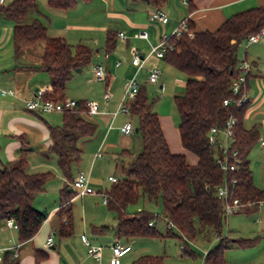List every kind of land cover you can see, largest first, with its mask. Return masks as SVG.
Here are the masks:
<instances>
[{
	"label": "trees",
	"instance_id": "trees-1",
	"mask_svg": "<svg viewBox=\"0 0 264 264\" xmlns=\"http://www.w3.org/2000/svg\"><path fill=\"white\" fill-rule=\"evenodd\" d=\"M79 0H46L47 5L56 9H68ZM89 2L91 0H80ZM155 6L166 0H150ZM37 8L36 0H14L8 5H0V13L15 22L12 29L14 56H18L23 46L44 41L41 63L38 66L26 64L16 66L24 69H43L50 79V91H44L42 100L61 101L65 98L67 82L76 69L89 65L94 50L85 44L71 46L61 37L47 35L46 26L35 19L24 23L28 13ZM264 27V6L249 8L227 17L215 30L195 31L192 24L178 36L167 40L163 61L186 76L182 94L173 96L178 114L177 129L182 147L196 155L192 165L183 154L170 151L162 131L159 116L152 110L154 100H150L145 85L141 84L136 96L128 101L129 116L135 118V134L141 141V149L133 153L122 149L120 155L128 157L126 166L121 165L125 176L104 190L106 206L114 212L115 235L118 238L161 237L156 229L155 216L146 209L134 212L128 206L143 202H160L161 214L170 226L166 235H174L181 242L182 254L191 255L188 241L196 238L197 232L209 228L218 242L203 256L202 264H226L224 252L230 245L246 248L253 246L257 238L229 240L222 235L226 219L223 206L215 195L216 187L225 179H236L231 196L251 205L240 213L249 215L258 208V201L264 199V191L253 183L252 172L247 159L248 153L258 140V129L245 128L243 116L245 105L240 108L223 106L222 100L229 96L230 85L238 73L237 52L246 37ZM117 33L107 31L104 42L105 52L114 50ZM160 76V75H159ZM87 100H76V106L64 109L60 123H50L43 118L44 112L31 111L44 120L49 132L50 145L40 152L44 157L51 154L64 185L59 190L60 222L56 228L59 238L72 233V223L68 201L75 190L68 186L81 160L79 141L95 134L97 126L87 115ZM30 111V110H28ZM230 115L236 119L234 143L239 162L237 169L224 173L215 162L217 150L208 142L209 129L221 127ZM20 149L14 160L0 168V222L12 219L16 224V238L19 243L31 239L46 218V213L33 206V200L44 191L48 180L54 177L51 171L31 172L28 168V154L31 151L26 136H16ZM152 221L153 224L149 225ZM105 224L94 227L102 233L109 229ZM229 242L231 244L229 245ZM11 251L3 254L2 264H18L17 258H10ZM35 264L45 259L41 250L34 253ZM202 260V259H201ZM130 264H167L165 256L143 254Z\"/></svg>",
	"mask_w": 264,
	"mask_h": 264
},
{
	"label": "crops",
	"instance_id": "crops-1",
	"mask_svg": "<svg viewBox=\"0 0 264 264\" xmlns=\"http://www.w3.org/2000/svg\"><path fill=\"white\" fill-rule=\"evenodd\" d=\"M12 1L14 0H8V2L4 0L0 5L5 6ZM36 4L37 8L28 13L24 23L37 19L46 26L47 35L50 37L64 38L71 46L82 43L92 49L97 48L103 51L100 53L95 50L97 52L96 60L90 62L89 65L103 64L105 79L103 81L91 78L83 79L77 76L83 68L75 71L66 84L65 98L94 100L99 104V113L88 116V118L97 116V120H90L96 124L97 130L100 125V128H103L102 137L98 143L96 142L95 149V151L100 149L101 153L100 156H95L96 152L94 151L89 158L90 164L104 157L105 146L106 153L109 152L113 155L115 164H117L126 157L120 155L119 152L128 148L137 137L135 122L127 118L132 117L121 113L114 114L127 80L135 74L140 85H150L151 83L146 80L147 70L153 67L160 68L158 66L160 60L165 64V69L170 70L173 75L180 72L167 65L162 57L154 54H151L137 71L136 66L131 63L134 52L137 51L139 55L145 56L153 46L160 42L163 36L171 34L184 19L188 20V24H192L195 31H213L227 17L237 12L264 6V0H166L160 6H155L150 0H91L89 2L79 0L68 9L49 7L46 0H36ZM156 8L167 13L169 18L166 22L149 20L150 12ZM14 25V21L7 19L0 13V86L14 91L13 95H0V168L4 163L17 157L20 143L16 136L24 134L31 149L28 154L29 171H43L52 167L48 163L49 157L51 163L55 162V158L51 154L47 157L40 154L50 145L49 132L43 119L25 109L24 100L33 97L39 89L50 91V79L43 69L31 70L16 66L26 64L38 66L41 63L44 41L23 46L19 55L14 56L12 47ZM107 31L117 34L122 32L124 35L123 38L116 36L114 50L110 53L105 52L104 49ZM141 31L146 32V38L136 36ZM88 42H92L93 45ZM237 58L238 62L245 59L250 64L244 88L248 101L245 105L243 124L247 129L256 127L258 139L264 138V36L246 47L241 43ZM179 75H181V85L184 90L186 76L181 72ZM162 77L161 70L158 81L152 85L159 83V88H163ZM106 90L110 91L111 96L104 100L103 94ZM182 93L183 91L176 94ZM47 115L45 117L46 114H42L46 121L58 123L54 117H50L52 113ZM158 116L170 151L174 154H183L190 164H196V155L185 150L180 143L177 124L174 125L173 122L167 121L162 114H158ZM127 121L134 128L131 133L121 131V126ZM94 135L79 141L82 153L83 148ZM108 148L114 151H109ZM132 152L135 153L133 150ZM56 177L55 181L61 180V185H58L59 191L65 180L59 174ZM52 179L53 177L50 180ZM50 180L46 182L43 194L40 193L33 200V206L44 211L46 218L31 239L19 243L16 239V230L9 228L5 221L0 222V246L8 248L17 246L19 251L18 264H35L34 253L36 250H41L47 254L46 258L38 264H110L111 247L115 240L131 246L128 253L116 259V264H130L132 260L143 255V249L135 250L136 241L142 242V240L136 239L138 237L118 238L115 235L116 218L114 212L98 199L97 192L83 196L74 195L68 201L72 233L68 237L59 238L56 234V228L61 217L60 201L59 203L51 201L50 204H47L44 198L45 187ZM253 183L258 187L254 179ZM101 194L103 197L104 191ZM78 199H80L81 204L78 203ZM106 223L110 225L109 229L102 233L93 231L94 227ZM82 234L86 235L91 244L102 247L99 259L88 255L87 247L81 240ZM50 236L53 238V243L48 246L46 240ZM8 238V243H6L5 240ZM233 246L230 245V247Z\"/></svg>",
	"mask_w": 264,
	"mask_h": 264
},
{
	"label": "rangeland",
	"instance_id": "rangeland-1",
	"mask_svg": "<svg viewBox=\"0 0 264 264\" xmlns=\"http://www.w3.org/2000/svg\"><path fill=\"white\" fill-rule=\"evenodd\" d=\"M88 43L93 45L92 42ZM93 50L94 52L96 50L100 53H103V51H100L97 48H93ZM96 55L97 52H95L92 56L91 62L96 60ZM158 66L163 73V77L161 79L163 82V88H159V83L156 85L148 84L145 86L146 92L150 100H154L152 110L156 111L158 114H162L165 116L167 121L173 122L175 125L178 124L179 117L173 102V96L176 93L183 91V87L181 85V75H179L180 72H178L179 74L174 73L175 75H173L170 70L165 69V64L161 60L159 61ZM77 76H80L83 79L91 78L96 80L93 77L92 65L83 68L82 72H80ZM47 116L48 115L46 114L45 117ZM50 117H54L55 121H58V124L61 121V115L59 113H52ZM97 118L98 117L95 116L90 119L95 121ZM127 118L132 122H135V118ZM100 127L101 125L99 126V129L96 130L97 133H95L93 138L90 139L91 141H89L83 148L81 160L78 162L75 168H78V171L89 172L91 180L90 185L92 189L97 192L96 196L98 199L102 201L103 197L101 193H103V191L111 185V183L107 180L108 176L113 175L116 178L121 179L125 176V174L121 171V165L115 167L116 164L113 155H111L109 152L106 153V146L104 147V157L97 159L94 163L90 164L91 160L89 158L96 149V142L98 143L102 137L103 128ZM128 148L131 151L133 150L135 153L139 152L141 149V141L139 137H136L134 139V143L132 142ZM107 150L114 151L109 148ZM247 159L249 161V168L252 172L255 184L260 189L264 190V149L259 146V141L255 142L248 153ZM50 161L51 160L49 157L48 163L49 165L51 164L52 167L47 169V171H51L54 174V177L47 183L45 187L46 191L44 192V198L47 204H50L51 201H56L59 203L58 185H61V180H55L57 179L56 175L59 174L62 176L57 169L56 163H51ZM127 163L128 157L122 158V165L126 166ZM85 164H87V166H85ZM57 171L58 173H56ZM68 187L72 188V185H69ZM78 203L81 204L80 199H78ZM143 208L154 214L156 229L162 235L161 237L145 236L138 237L140 239L136 238L137 240H142V242L139 243L136 241L135 250L143 249V254L163 255L165 256L167 264H201V259L204 256V252L216 245L218 242V238L213 234V232L209 228H204V231L197 232L196 238L194 240L188 241V248L193 253L191 255L182 254L181 240L174 235H166L165 233L167 221L161 214L160 202H143L142 199H140L137 203L128 206V210L130 212H134ZM263 212L264 207L249 215H246L245 213H237L229 215L225 219L221 237L225 236L229 240L238 238H257V241L253 246L246 248L233 246L227 248L224 252L226 264H264V222L256 223L254 221L257 217H261ZM8 240L9 238L5 240V242L8 243ZM230 244L231 242H229V245Z\"/></svg>",
	"mask_w": 264,
	"mask_h": 264
},
{
	"label": "built area",
	"instance_id": "built-area-1",
	"mask_svg": "<svg viewBox=\"0 0 264 264\" xmlns=\"http://www.w3.org/2000/svg\"><path fill=\"white\" fill-rule=\"evenodd\" d=\"M4 0H0V4L3 3ZM167 13L160 9L156 8L149 14V20L158 21V22H166L168 20ZM188 28V20H182L179 25L171 32V34L163 36L158 44L153 46L149 53L145 56L139 55L137 51L134 52L131 63L136 66V70L138 71L146 61V59L154 54L158 57H162L164 51L167 48H171V46L167 45V40L171 36H178L182 31ZM118 38H123L124 35L122 32L117 34ZM137 37L146 38L147 34L145 31L138 32ZM264 36V27L259 31L252 33L246 37V39L242 42L246 47L250 43L257 42ZM238 73L236 77L232 80L230 85L229 96L222 100L223 106H231L233 108H240L244 106L248 98L245 95L244 88L247 80V76L250 70V64L245 60H240L237 65ZM93 77L97 81H103L105 79V68L103 64L97 63L92 65ZM161 74V69L158 67H153L147 70V82L148 83H156L158 81L159 75ZM140 84L134 74L130 77L124 85L122 95L119 99L118 106L114 114L121 113L129 115V108L126 103L132 100L136 96V92L139 88ZM44 90L39 89L35 92L33 97L24 100V107L30 111L44 112V113H54L61 112L64 109H70L76 106V100L72 98H66L61 101H52V100H42L41 96ZM14 91L11 89L2 88L0 86V95H13ZM111 96L110 91L106 90L103 94L104 100L109 99ZM86 110L88 116H94L99 113V104L94 100L86 101ZM236 123V119L233 115H230L225 123L221 126H212L209 129L208 133V142L211 146L217 150L215 154V162L220 165L222 171L224 173L229 171H234L237 169V163L239 162L237 151L232 148L234 143V126ZM134 128L130 122H125L121 126V131L124 133L133 132ZM259 146L264 149V138H259ZM100 149H98L95 153V156H100ZM110 182H116L117 178L113 175L108 176L107 178ZM236 184L235 178H230L229 181L226 179L219 184L215 189V195L220 200L223 206L224 216L227 218L229 215L240 213L242 209L250 206L251 203H244L240 201L238 198H233L231 196V189ZM72 187L75 190V195L83 196L84 194L95 193L90 185V174L89 172L78 171L74 176L72 181ZM102 202L106 204L107 199L106 196L103 195ZM264 207V199L258 201V208ZM256 223L264 222V214L261 217H257L254 220ZM6 225L9 228L16 229V224L12 219H7L5 221ZM153 222L150 221L149 225H152ZM167 226H170V223H167ZM81 240L87 247L88 255L93 258L99 259L101 256L102 247L99 245H93L89 242L85 234L81 235ZM53 243L52 236L48 237L46 240V245L50 246ZM131 250L130 244H122L118 240H115L114 244L111 247V259L110 264H116V259L125 255ZM6 251H11L10 258H17L19 255L18 247L14 246L11 248L1 247L0 246V264L3 263V254ZM206 252H204L205 255ZM203 262V258L201 260V264Z\"/></svg>",
	"mask_w": 264,
	"mask_h": 264
},
{
	"label": "water",
	"instance_id": "water-1",
	"mask_svg": "<svg viewBox=\"0 0 264 264\" xmlns=\"http://www.w3.org/2000/svg\"><path fill=\"white\" fill-rule=\"evenodd\" d=\"M80 69H76L75 71L77 72V71H79ZM135 131H137V129H135Z\"/></svg>",
	"mask_w": 264,
	"mask_h": 264
}]
</instances>
